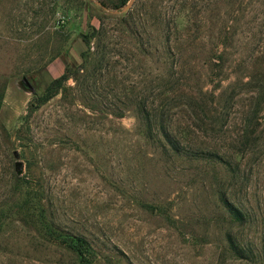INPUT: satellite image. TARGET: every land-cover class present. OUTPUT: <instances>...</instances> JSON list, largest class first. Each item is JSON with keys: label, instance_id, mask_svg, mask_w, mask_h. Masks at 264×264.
<instances>
[{"label": "rangeland", "instance_id": "374dc122", "mask_svg": "<svg viewBox=\"0 0 264 264\" xmlns=\"http://www.w3.org/2000/svg\"><path fill=\"white\" fill-rule=\"evenodd\" d=\"M127 12L0 0V264H78L13 209L25 188L30 207L89 241L91 264H264V0H135ZM88 22L107 36L89 88L22 119L62 73L64 38L66 60L79 62ZM139 95L165 99L187 155L147 129ZM223 196L241 221L226 219Z\"/></svg>", "mask_w": 264, "mask_h": 264}, {"label": "trees", "instance_id": "16d2710c", "mask_svg": "<svg viewBox=\"0 0 264 264\" xmlns=\"http://www.w3.org/2000/svg\"><path fill=\"white\" fill-rule=\"evenodd\" d=\"M101 2L104 4V1ZM126 2H128V0H123L122 4L124 5ZM86 3L88 4L93 2L86 0ZM127 13L128 12H124L120 16L126 15ZM106 37V32L101 25L96 27L88 22L87 28L85 30L78 28L75 41H77L80 46H83V49L79 55V62H69L66 60L68 48L64 49L66 45L65 43L67 42V38H64L65 45L63 44L61 47V55L64 62V69L62 73L51 79L41 94H36L34 92V96L28 104V113L24 115L22 119H27V117L34 110L38 109L41 105L45 104L58 94L73 91H77L79 94L80 91L85 92L89 88V82L92 74L101 68L103 61L106 58V45L104 42ZM92 43L95 45L93 49H91L93 46ZM68 80L74 81V85L72 87L67 86L66 83ZM2 95L3 92L1 91L0 102L2 100ZM135 106L136 112L142 119L146 121L147 129L150 130V126L156 124L157 132L161 135L164 142L177 153L187 155V153H182V151H179L180 148L177 146L175 138L171 135V131L167 129L165 125L167 118L164 111L167 107V103L165 102L164 98H160L156 102H148L147 96L139 95ZM123 114L124 112L121 111L120 115L122 116ZM263 120V116H261L260 119L256 118L257 124ZM210 157L217 159V156H209L207 158ZM25 189L26 192L23 195H19L18 201L15 199L14 201L16 202H12V205H16L13 208L16 209V212H19V210L26 211V218H24V220L30 219V221H26L25 223L36 227V231L39 234L46 236L47 239H50L52 242H58L59 244L64 245L68 249L72 250L76 255L78 264H91L96 258V251L91 246L89 241L82 235H76L61 230L57 228L52 222L46 220L45 212L42 207L36 208V205H33L32 207L29 206V192L27 188ZM221 202L228 217L226 219L231 221V223L241 221L244 218V213L241 208L236 206L231 200L223 196L221 197ZM13 209H11V211H13ZM4 211L5 210L1 208L0 213H3L2 215H4ZM6 212H10V210H7ZM6 217V214L3 216V218L0 216L1 231L6 226L7 221L4 220ZM226 241L229 248L234 249L235 246H237L235 239H233V237L229 234L226 236ZM240 250L242 249L240 248Z\"/></svg>", "mask_w": 264, "mask_h": 264}, {"label": "water", "instance_id": "95a60500", "mask_svg": "<svg viewBox=\"0 0 264 264\" xmlns=\"http://www.w3.org/2000/svg\"><path fill=\"white\" fill-rule=\"evenodd\" d=\"M90 1L95 3L97 6L101 7L105 12H109V13H113V14H121V13L127 12L128 10L131 9V7L133 6V4L135 2V0H128V2H126L121 7L112 10V9L107 8L104 4H102V2L100 0H90ZM23 79H24L26 86L32 90V86H31L30 82L25 78H23ZM14 155H15V157H18L16 152H14ZM16 166H17L16 168H19L21 166V163L18 162L16 164Z\"/></svg>", "mask_w": 264, "mask_h": 264}]
</instances>
